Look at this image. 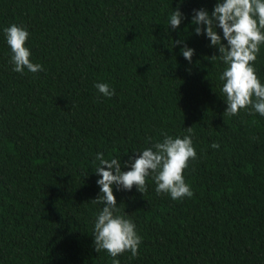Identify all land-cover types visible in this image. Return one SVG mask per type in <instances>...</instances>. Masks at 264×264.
Here are the masks:
<instances>
[{
    "label": "trees",
    "instance_id": "1",
    "mask_svg": "<svg viewBox=\"0 0 264 264\" xmlns=\"http://www.w3.org/2000/svg\"><path fill=\"white\" fill-rule=\"evenodd\" d=\"M216 2L0 0V264H111L93 244L103 207L91 201L100 193L96 154L128 171L133 152L187 127L197 154L183 171L191 198L157 194L151 175L143 194L113 185L141 237L136 257L116 259L264 264V116L250 106L223 114L226 65L209 59L218 48L191 23L194 9L210 14ZM177 8L184 19L173 30ZM11 24L30 33L25 47L42 71H13L3 32ZM253 66L264 84V43Z\"/></svg>",
    "mask_w": 264,
    "mask_h": 264
},
{
    "label": "clouds",
    "instance_id": "2",
    "mask_svg": "<svg viewBox=\"0 0 264 264\" xmlns=\"http://www.w3.org/2000/svg\"><path fill=\"white\" fill-rule=\"evenodd\" d=\"M192 24L196 27V35L202 33L210 40V46L218 48L217 56L226 65L219 76L222 81L221 93L227 107L224 115L234 116L241 109L250 106L252 112L264 116V84L256 75L254 62L264 43V0H217L213 10L209 12L201 8L193 10ZM184 19L179 8L173 9L168 19V26L177 29ZM203 25V29L201 28ZM222 30L226 45L221 43V36L216 28ZM6 42L11 50L10 63L13 71L23 74L27 69L31 73L43 70V66L31 61V51L25 47L30 33L17 24L3 29ZM173 47L182 41H172ZM185 60L191 63L194 49L186 44L181 48ZM94 87L105 97H112L114 90L107 83H95ZM251 114V113H250ZM188 135L170 136L165 134L162 141L145 147L142 151L133 152L130 165L125 162L128 171H121L120 158L105 159L98 152L95 173L100 177L96 181L100 188L98 196L91 200L94 204H102L95 218L93 229L94 250L106 251L112 257L111 264H120L117 256L130 252L131 257L138 255L141 237L137 234L136 225L126 215L121 214L113 194V185L117 189L130 191L133 186L140 193L147 191L146 180L151 175L157 194H168L173 200L191 198L193 192L185 182L183 171L188 162L197 158L193 147L192 127H187ZM151 140V137L148 138ZM212 148L219 145L213 143Z\"/></svg>",
    "mask_w": 264,
    "mask_h": 264
}]
</instances>
